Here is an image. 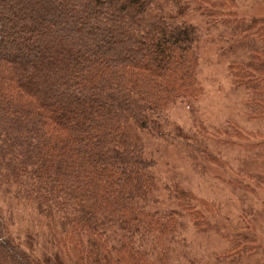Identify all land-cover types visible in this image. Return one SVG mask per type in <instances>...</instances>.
I'll return each mask as SVG.
<instances>
[{"label": "trees", "instance_id": "obj_1", "mask_svg": "<svg viewBox=\"0 0 264 264\" xmlns=\"http://www.w3.org/2000/svg\"><path fill=\"white\" fill-rule=\"evenodd\" d=\"M191 2L0 0V193L34 205L52 249L47 258L21 248L0 213V264H194L183 227L203 225L195 201L211 206L175 186L160 209L142 140L188 146L168 112L194 111L202 93ZM220 16L231 48L244 46L257 22ZM228 69L235 89L260 86L264 101V51ZM233 129L226 136L242 139ZM230 243L214 264H264L254 238Z\"/></svg>", "mask_w": 264, "mask_h": 264}, {"label": "rangeland", "instance_id": "obj_2", "mask_svg": "<svg viewBox=\"0 0 264 264\" xmlns=\"http://www.w3.org/2000/svg\"><path fill=\"white\" fill-rule=\"evenodd\" d=\"M191 1L197 4L195 11ZM215 1L198 4V0H190L191 13L186 17L199 29L197 77L202 93L194 102V111L182 105L168 112L169 123L182 130L188 146L171 135H142L144 153L154 162L153 172L159 181L155 194L159 208L169 206V193L175 186L211 206L205 209L195 201L203 225L201 229L189 224L183 227L194 264H214L210 256L230 248V240L240 235L254 238L264 253V101H260V86L252 90L250 83L235 89L228 69L230 61L264 51V0H228L223 8V0L221 8L210 5ZM222 14L245 23L257 22L247 33L244 46L231 48L233 37L230 39L220 25L229 17ZM233 128L243 133L242 139L226 136ZM202 147L220 164L208 162ZM0 213L21 248L36 257L52 255L46 220L33 204L13 192H2ZM256 261L254 257L249 264Z\"/></svg>", "mask_w": 264, "mask_h": 264}]
</instances>
